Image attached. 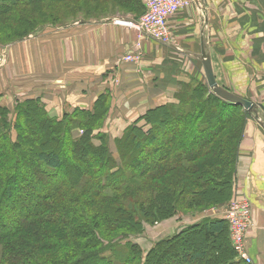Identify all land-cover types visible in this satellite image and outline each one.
Segmentation results:
<instances>
[{"label":"trees","instance_id":"trees-1","mask_svg":"<svg viewBox=\"0 0 264 264\" xmlns=\"http://www.w3.org/2000/svg\"><path fill=\"white\" fill-rule=\"evenodd\" d=\"M52 1L0 0V15L32 8L0 22V46L43 27L47 17L37 6ZM193 84H182L174 103L152 107L127 125L114 140L115 156L101 131L109 94L99 96L91 110L61 119L51 117L38 97L16 101L13 113L0 105V264H246L237 260L224 220L202 219L148 250L132 241L145 225L231 198L248 114L202 82ZM32 122L35 129L29 128ZM145 176L159 183L133 186ZM77 189L81 195L72 194ZM199 232L209 249L197 257L178 251Z\"/></svg>","mask_w":264,"mask_h":264},{"label":"crops","instance_id":"crops-1","mask_svg":"<svg viewBox=\"0 0 264 264\" xmlns=\"http://www.w3.org/2000/svg\"><path fill=\"white\" fill-rule=\"evenodd\" d=\"M191 1L168 19L167 44L142 41L136 65L119 60L135 44L137 31L130 26L144 12L142 0H97L85 19L0 46V105L38 97L51 117L61 119L74 110H91L99 96L110 94L117 129L124 130L152 107L174 103L189 75L204 77V45L215 82L264 107V0ZM251 116L239 145L235 194L251 205L253 227L245 238L251 264H264V128L254 123L257 115ZM195 217L176 216L140 237L151 247L202 220L191 221Z\"/></svg>","mask_w":264,"mask_h":264},{"label":"rangeland","instance_id":"rangeland-1","mask_svg":"<svg viewBox=\"0 0 264 264\" xmlns=\"http://www.w3.org/2000/svg\"><path fill=\"white\" fill-rule=\"evenodd\" d=\"M94 1H97V0H54V1H52V2H47V3H43V4H40L39 6H37L38 7V11H37V13L38 14H44L46 17H47V22L43 25V27H41V26H37L36 28H35V30L33 31V32H30L29 33V35L31 34L32 36L33 35H35V34H38V33H40V32H43V30L45 29V28H49V27H63L64 25H66V24H68V23H72V22H76V21H78V19H85V15H84V13H88V12H90L91 11V5L92 4H94ZM81 5H85V6H87L84 10L82 9V8H80L81 7ZM110 8H111V6H109ZM109 7H108V5H107V10L109 9ZM30 10H32V8L30 7V6H21L20 8H18V9H16V10H14V11H12V12H7L6 14H4V15H0V22H3L4 20H6L7 19V17L8 18H13V16H15V14H17V13H20V11H22L23 13H25L26 15L27 14H30ZM115 10V9H114ZM114 10H111L112 12L114 11ZM85 11V12H84ZM49 14L51 15V16H53L52 18H50V17H48L49 16ZM54 20V21H53ZM13 29V28H12ZM27 37H29V36H27ZM26 38V37H25ZM25 38H23V39H25ZM23 39H21V40H23ZM20 42V41H19ZM16 43V42H15ZM8 45V44H7ZM10 45V44H9ZM254 54H256V52H253ZM261 53H263L264 54V52H261ZM4 54V53H3ZM257 54H258V52H257ZM1 57H2V55H1ZM0 57V58H1ZM263 57V56H262ZM1 63H2V61H1ZM261 63L263 64L264 62H263V59H261ZM191 77H194L193 75L191 76ZM203 77V76H202ZM202 77L200 78V79H198L199 77H196V78H194V79H191L190 78V75H189V81L188 82H184L183 84H190V83H192L193 84V82L194 81H199V82H202L206 87H207V85H206V83H205V81L203 80L204 79V77H203V79H202ZM221 83V82H220ZM222 84V83H221ZM182 85V84H181ZM194 85V84H193ZM208 88V87H207ZM180 89V88H179ZM179 89H178V91H179ZM209 89V88H208ZM229 90V89H228ZM209 91H211V90H209ZM230 91V90H229ZM231 92V91H230ZM238 92H240L241 94H243V92H244V90L243 91H238ZM234 94V93H233ZM249 94V92L246 90L245 91V94L244 95H248ZM234 95H238V94H234ZM109 96V101H110V106H109V110H108V113H107V118H106V120L104 121V123H103V128H102V130L101 131H103V132H105L106 133V135H107V137H108V144L109 145H111L110 146V148L112 149V151H113V155L115 156V153H114V146H113V144H115L114 143V140L115 139H117V138H119V137H121L122 135H123V131L124 130H120V129H117V127L118 126H120L119 125V123H118V121H117V115L115 114V110H112L113 108V105H112V100H111V95L109 94L108 95ZM261 96H263L264 97V95H261ZM244 98V97H243ZM244 99H246V100H249V99H247V98H244ZM175 101H176V99H175ZM256 104V103H255ZM165 105V104H164ZM256 105H258V104H256ZM159 106V105H158ZM3 107H5V108H7L8 109V111H10L11 113H13V109H14V106H9V107H6V106H3ZM154 107H156V106H154ZM240 107V106H239ZM262 107V109H260V108H257L256 109V111H257V113L256 114H254V115H257V116H255V119H256V122H254L259 128H264V107L263 106H261ZM240 109H241V112L243 111V112H247V111H245L242 107H240ZM119 111V110H118ZM241 112H239L238 113V115L241 113ZM10 113V114H11ZM229 114V113H228ZM247 116H245V119H244V121H243V125H244V128H243V133L245 132V128H246V123H247V121L248 120H250V118L252 117L251 115L253 114H250V113H248L247 112ZM144 115V114H143ZM142 116V115H141ZM140 117V116H139ZM138 117V118H139ZM237 117V116H236ZM11 118V121H14L15 120V118H13V116L12 117H10ZM31 117L30 116H25V117H23V120H22V125H23V127H22V132H25L26 134H27V127L28 126H26V121H28L29 119H30ZM138 118L137 119H134L132 122H134L135 120H138ZM240 118V117H239ZM244 118V117H243ZM131 122V123H132ZM234 123H237V122H234ZM130 123H128V124H126L125 125V127L127 126V125H129ZM261 127H260V126ZM36 126H37V124H35L34 122H32V124H31V126H30V124H29V128H31V129H35L36 128ZM124 127V128H125ZM227 131H229V130H227ZM227 131L226 132H224V134H222V136L221 137H225L226 135H227ZM230 132V131H229ZM13 134V139H15V132H13V130L11 129V135ZM74 134H77V135H80L81 134V132L80 131H76V132H74ZM243 136V135H242ZM241 141H242V137H241ZM240 144H241V142H240ZM239 144V145H240ZM239 150V149H238ZM142 158V155H140L139 156V159L138 160H140ZM237 162H238V160H237ZM237 165V164H236ZM30 165H29V163L27 164V167H29ZM66 168H67V166H66ZM62 171H64L63 169H62ZM236 175V174H235ZM26 177V176H25ZM235 177L236 176H234V179H233V187H232V193H231V198L228 200V201H226V203H224V204H221V205H219V206H216V207H212V209H209V210H205V211H201V212H198V213H196L195 211H193V210H187V214L185 215V218H187V217H195V216H197L198 214V217H200V218H202V219H218V214H220L221 215V213H219V212H223V215L224 214H226V209H227V207L229 206V204L233 201V200H235V199H240L241 197H244V198H246L247 199V197H245V196H243V194H240V195H236L235 194V191H236V188H235V186H236V183H235ZM29 178H31V176L30 175H28L27 176V179H29ZM24 180V177H22V179L20 180V182H19V185H21L22 183V181ZM157 183H159V181H156ZM156 182H154V183H150V181H149V179H148V177L147 176H145V177H142V179H140V180H138L133 186H141V187H143V188H147L149 185H152V186H154V185H157V184H155ZM149 183V184H148ZM67 191H69L70 193H71V190L70 189H68ZM68 193V192H67ZM72 194H75V195H81V193H80V191L77 189V190H72ZM85 197H88V198H92V197H90V196H85ZM29 198H31V199H34V195H30L29 196ZM84 198V197H83ZM247 201H248V199H247ZM249 202V201H248ZM249 204H250V202H249ZM250 210H251V205H250ZM222 216V215H221ZM176 216H174V217H170L169 219H176L175 218ZM198 217H195V218H193V219H191V221L192 220H194V219H197ZM214 217V218H213ZM168 219V220H169ZM168 220H165V221H162L163 223H165L166 221H168ZM188 221L190 220V219H187ZM221 220H223V219H221ZM200 221V220H199ZM198 221V222H199ZM162 222H159V223H155V225H152V226H150V225H145L144 226V228L145 229H147V232L148 233H150V232H152V234L154 233V231H152V229L151 228H154L156 225L157 226H159L160 224H162ZM188 224H189V222H188ZM196 224V223H195ZM227 224V223H226ZM192 225V224H191ZM186 226H188V225H186ZM186 226H184V227H186ZM228 226V225H227ZM252 228V227H251ZM250 228V229H251ZM250 229H249V231H250ZM145 231V230H144ZM248 231V232H249ZM248 232L246 233V236H247V234H248ZM192 236H194L193 237V240H189L190 242H189V244L188 245H186V247L184 248V250H182V248H178V251L179 252H182V253H184L185 251L187 252V253H190V255L191 256H195V257H197L198 255H199V253L201 252V251H203V250H205V249H209L210 248V246L211 245H209L208 243H207V241L205 240V239H203L202 238V234L199 232V233H195L194 235H192ZM246 236H245V238H246ZM228 238H229V240H230V229H229V226H228ZM132 241L134 242V243H137L140 247H141V249H143V250H146V249H149L150 248V243H148L147 241H145L142 237H138V238H136V239H132ZM230 242H231V240H230ZM176 244V243H175ZM246 254H247V251H246ZM247 255H249V254H247ZM251 259V258H250ZM237 260H239V257L237 256ZM252 263V262H251Z\"/></svg>","mask_w":264,"mask_h":264},{"label":"built area","instance_id":"built-area-1","mask_svg":"<svg viewBox=\"0 0 264 264\" xmlns=\"http://www.w3.org/2000/svg\"><path fill=\"white\" fill-rule=\"evenodd\" d=\"M144 12L138 20L130 26L137 31L133 49L129 54L122 56L119 62L139 64L142 59V41L152 40L162 45L167 44L170 32L167 27L168 19L178 11L192 5L191 0H142ZM252 211L246 198L233 200L226 209L224 221L230 229V240L235 254L239 260L251 264L249 255L246 254V233L252 225Z\"/></svg>","mask_w":264,"mask_h":264},{"label":"water","instance_id":"water-1","mask_svg":"<svg viewBox=\"0 0 264 264\" xmlns=\"http://www.w3.org/2000/svg\"><path fill=\"white\" fill-rule=\"evenodd\" d=\"M201 66L204 73V80L207 87L211 92L218 97L220 100L225 101L226 103L233 106H240L245 111L250 114H256L257 108L262 109L260 105H256L254 102L244 99L243 97L236 96L225 88L220 87L216 82L213 74V69L211 67V59L209 55L204 53V45L201 47Z\"/></svg>","mask_w":264,"mask_h":264}]
</instances>
